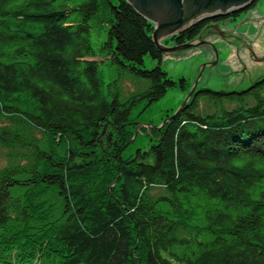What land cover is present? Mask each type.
Wrapping results in <instances>:
<instances>
[{"label":"trees","instance_id":"trees-1","mask_svg":"<svg viewBox=\"0 0 264 264\" xmlns=\"http://www.w3.org/2000/svg\"><path fill=\"white\" fill-rule=\"evenodd\" d=\"M108 1L101 14L99 0H0V264H264V76L197 92L126 160L133 109L177 82L154 24ZM258 1L166 42H193ZM94 32L107 35L99 51ZM146 56L158 65L145 69ZM102 67L148 86L125 96ZM202 99L221 111L200 115ZM157 185L166 196L150 194ZM191 232L212 239L177 254Z\"/></svg>","mask_w":264,"mask_h":264},{"label":"rangeland","instance_id":"rangeland-1","mask_svg":"<svg viewBox=\"0 0 264 264\" xmlns=\"http://www.w3.org/2000/svg\"><path fill=\"white\" fill-rule=\"evenodd\" d=\"M99 2L101 5L100 13L103 14L110 7V3L108 0H99ZM111 2L113 5L118 4V0H111ZM154 21L159 25L158 20ZM94 22L93 19L92 23ZM169 35L161 38V45L166 49L176 45L173 42L167 44L166 41L173 36ZM203 35L201 41L195 42L197 46L177 51V55L168 52L163 53L162 68L177 82V87L170 89L161 100L149 107L145 108V104H139L133 109L131 128L134 130V136L123 151L124 159L129 160L137 155L138 150L146 151L157 143V129L160 130L162 124L182 107L193 89L188 102L201 90L241 91L249 88L258 78L264 76V0H259L253 10L242 13L237 21L228 20L209 26ZM106 38L105 33L98 35L94 32L93 44L95 49L99 51ZM215 50L218 53V58ZM95 60L102 62L105 59L99 54ZM157 65L158 62L151 56L145 57V69L151 70ZM102 69L105 71L106 84L113 82L114 79H120L119 89L125 96L148 86L145 82L121 77L115 70H107L105 67ZM183 80H185V89L181 86ZM223 107L233 109L235 105L230 103L224 104ZM221 109L206 99H202L199 114L206 116L219 113ZM3 123L4 121L0 119V126ZM7 164L5 150L0 149V169ZM150 194L157 199L166 196L167 192L164 186L157 185L153 187ZM189 207L186 205L184 209H189ZM164 213L177 219L176 215L167 213L166 210ZM197 218L199 224H202V216ZM194 222L198 224L196 221ZM194 234L191 232V243L188 246L177 245L174 251L177 254H182L186 250L191 251L195 244L212 239L206 233L198 236H194ZM183 235L189 234L184 233Z\"/></svg>","mask_w":264,"mask_h":264},{"label":"water","instance_id":"water-1","mask_svg":"<svg viewBox=\"0 0 264 264\" xmlns=\"http://www.w3.org/2000/svg\"><path fill=\"white\" fill-rule=\"evenodd\" d=\"M142 16L155 25L154 41L162 53H173L189 49L201 41L204 35L193 42L176 45L172 48H164L161 45V38L171 35H178L194 23L204 18H211L218 15H227L234 10L244 9L254 0H127ZM154 20L159 21V25ZM180 30V31H179ZM177 32V33H174ZM173 33V34H172ZM170 36V35H169ZM168 37V36H167ZM166 37V38H167ZM197 46V45H196ZM216 51V50H215ZM216 57L218 53L216 51ZM194 91V89H193ZM192 91V92H193ZM192 92L189 94L192 96ZM186 99L182 107L168 118L161 127L171 121L188 103Z\"/></svg>","mask_w":264,"mask_h":264}]
</instances>
